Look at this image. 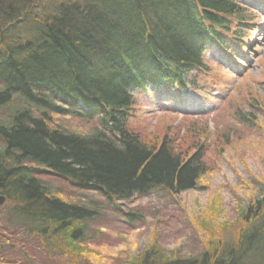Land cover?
I'll list each match as a JSON object with an SVG mask.
<instances>
[{
  "label": "trees",
  "instance_id": "trees-1",
  "mask_svg": "<svg viewBox=\"0 0 264 264\" xmlns=\"http://www.w3.org/2000/svg\"><path fill=\"white\" fill-rule=\"evenodd\" d=\"M246 20L235 0H0V112L13 106L0 124V264H50L85 242L97 213L55 195L42 171L109 201L194 189L203 153L182 158L167 138L148 147L129 128L134 92L183 85L207 46L239 40ZM53 115L99 126L55 128ZM261 192L237 241L197 257L150 248L132 264H264ZM79 256L57 264H85Z\"/></svg>",
  "mask_w": 264,
  "mask_h": 264
},
{
  "label": "rangeland",
  "instance_id": "rangeland-1",
  "mask_svg": "<svg viewBox=\"0 0 264 264\" xmlns=\"http://www.w3.org/2000/svg\"><path fill=\"white\" fill-rule=\"evenodd\" d=\"M235 1L246 8L251 22L242 33L248 39L230 40L232 57L209 46L205 69L192 73L194 84L185 92L172 90L174 98L163 102L139 91L130 113L129 128L148 147L157 149L167 138L182 158L203 153L206 171L195 188L109 201L42 171L55 195L97 213L86 223L85 242L76 250L66 246L50 264L67 261L72 253L81 255L85 264H132L150 248L173 257H197L218 242L237 241L264 188V0ZM41 11L37 6L31 15ZM26 22L17 24L20 34H28ZM161 95L168 97L164 89ZM50 122L81 134L99 126L98 120L58 115ZM42 256L46 252L38 253ZM35 262L42 264L40 259Z\"/></svg>",
  "mask_w": 264,
  "mask_h": 264
},
{
  "label": "bare ground",
  "instance_id": "bare-ground-1",
  "mask_svg": "<svg viewBox=\"0 0 264 264\" xmlns=\"http://www.w3.org/2000/svg\"><path fill=\"white\" fill-rule=\"evenodd\" d=\"M13 109V106L11 105L9 108L5 109V110H2L0 112V124H4L8 121V116L10 114V111ZM7 120V121H6Z\"/></svg>",
  "mask_w": 264,
  "mask_h": 264
},
{
  "label": "water",
  "instance_id": "water-1",
  "mask_svg": "<svg viewBox=\"0 0 264 264\" xmlns=\"http://www.w3.org/2000/svg\"><path fill=\"white\" fill-rule=\"evenodd\" d=\"M7 199L6 197L3 195L0 196V207H2L5 203H6Z\"/></svg>",
  "mask_w": 264,
  "mask_h": 264
}]
</instances>
